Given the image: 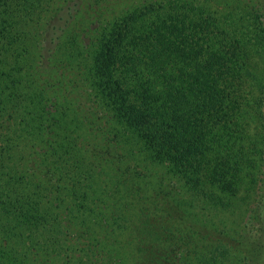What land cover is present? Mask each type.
Here are the masks:
<instances>
[{"label": "trees", "instance_id": "1", "mask_svg": "<svg viewBox=\"0 0 264 264\" xmlns=\"http://www.w3.org/2000/svg\"><path fill=\"white\" fill-rule=\"evenodd\" d=\"M201 1H127L129 9L92 21L88 42L70 45L72 16L60 9L46 24L39 54L29 42L31 26L50 5L74 1L0 0L1 264H56V253L73 251L63 244L70 238L54 202L58 181L72 198L75 224L95 240L71 264H103L101 251L123 262L137 251L140 264H160L158 243L173 237L172 220L147 204L175 205L145 167L163 165L191 181L207 166L213 184L236 185L248 159L244 87L263 29L257 18L239 25ZM96 3L102 11L121 4ZM71 73L80 75L98 114L65 93ZM57 75L60 86L52 82ZM107 134L122 140L124 155L107 152L116 149Z\"/></svg>", "mask_w": 264, "mask_h": 264}, {"label": "rangeland", "instance_id": "2", "mask_svg": "<svg viewBox=\"0 0 264 264\" xmlns=\"http://www.w3.org/2000/svg\"><path fill=\"white\" fill-rule=\"evenodd\" d=\"M69 1L70 3L71 1L74 2L69 5L66 2L52 6L47 5L49 12L41 16L43 19L38 25L31 26L29 42L37 53L40 54L43 45H45L43 38L47 22L60 9H64L60 14L63 17L68 18V13L72 16L73 24L68 31L70 45L73 40H77L79 43L89 41L87 39L90 36L92 21L98 18L104 21L113 15H118L123 10L129 9L130 5L126 3L127 1L130 2L131 6H134L144 0H105L109 9L116 1L121 2L117 10L114 11H107V9L102 11L101 4H97L96 0ZM206 1L204 4L211 13L217 12L220 17L232 16L239 25L246 23L249 19L257 18V27L263 29V32L258 33L259 36L257 35L256 40H254L257 41L262 38V44L255 47L257 50L250 59L253 79L247 82L244 87V95L251 102V110L243 118L244 133L241 138V145L245 155H248V159H244L246 164L242 165L246 168L236 178V185L233 183V186L230 187H220L209 181L206 173L207 166H203L202 179L193 177L191 181L179 171L168 175L163 165L141 169L142 172L147 171L157 179L159 182L157 186H162L163 194L166 195L169 192V196L172 195L175 205L171 208L162 200H157L155 203L150 201L147 204L152 205L151 208L156 213L172 220L170 227L173 237L166 236L167 238L160 239L159 243L157 241L161 254L160 264H264V0ZM77 2L80 4L77 5ZM97 11L102 12L97 13ZM47 16L48 18H46ZM52 47L51 43H46L48 52ZM46 55L48 56V54ZM42 70L47 71V68L43 67ZM58 71L69 74L70 67L63 69L57 67ZM48 72L56 74V70H48ZM74 76L73 73L67 76L69 84L65 93L71 95L77 102H82L86 108L97 111L98 114V106L94 104L90 96H86L88 91L80 83V75ZM52 82H58L59 84L56 86H60L62 76L57 75L52 79ZM57 90L59 97L63 99L64 92L58 87ZM56 106L53 104L51 107ZM100 126L103 127V124L100 123ZM104 129L109 130V126H104ZM107 137L117 149L116 151V149L109 147L107 152L112 151L124 155L121 151L122 140H119V137L112 139V135L108 136V134ZM43 179L44 183H48L47 178ZM56 185L58 188L54 194L57 197H55L54 202L62 212L61 220L63 219L68 224L67 229H69L70 242L64 241L63 244L73 250L72 252L60 250L59 253H56V256L60 254L56 264H71L75 258L81 257L85 248L94 245L95 240L89 238L88 232L86 235H82V233H86V229L75 224V217L70 212L72 198L68 196L65 190H59V188L64 187L62 181H58ZM146 196H148L147 193H145ZM182 202H186V205ZM65 208L66 211H63ZM78 220L80 221V219ZM134 253V256L128 257L127 261L123 262L118 260L117 255L111 257L108 253L101 251L97 255V260L104 261L103 264L142 263L144 258L137 251L131 252V254ZM245 255L252 257L256 262L246 260ZM60 260L61 262H59ZM2 263L10 264L6 261Z\"/></svg>", "mask_w": 264, "mask_h": 264}]
</instances>
